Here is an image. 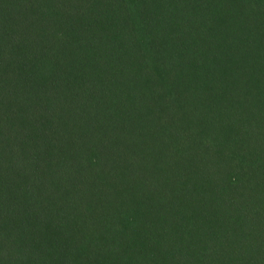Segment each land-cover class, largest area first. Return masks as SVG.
Wrapping results in <instances>:
<instances>
[{
  "label": "trees",
  "instance_id": "16d2710c",
  "mask_svg": "<svg viewBox=\"0 0 264 264\" xmlns=\"http://www.w3.org/2000/svg\"><path fill=\"white\" fill-rule=\"evenodd\" d=\"M0 264H264V0H0Z\"/></svg>",
  "mask_w": 264,
  "mask_h": 264
}]
</instances>
